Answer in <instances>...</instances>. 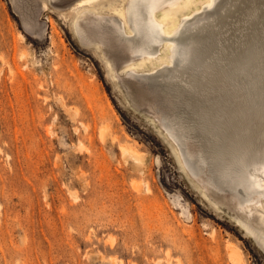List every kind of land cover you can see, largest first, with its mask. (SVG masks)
<instances>
[{
    "label": "rangeland",
    "instance_id": "obj_1",
    "mask_svg": "<svg viewBox=\"0 0 264 264\" xmlns=\"http://www.w3.org/2000/svg\"><path fill=\"white\" fill-rule=\"evenodd\" d=\"M76 1L0 0V264H233L227 242L264 264L239 222L264 203V0H198L130 74L131 0L88 4L121 22L115 72Z\"/></svg>",
    "mask_w": 264,
    "mask_h": 264
},
{
    "label": "bare ground",
    "instance_id": "obj_2",
    "mask_svg": "<svg viewBox=\"0 0 264 264\" xmlns=\"http://www.w3.org/2000/svg\"><path fill=\"white\" fill-rule=\"evenodd\" d=\"M89 2H91V0H77L75 2L76 5H79V9L74 14L75 17L73 20L75 31L81 38L85 39L88 44H94L97 48L101 49L106 59L107 67L115 72L114 63L109 58L106 51L102 49L101 45H108L111 47L114 43L122 41L119 34L122 29L121 22L112 19V26L106 25L102 28L101 23L98 22V13L105 10L91 7L88 5ZM197 2L198 0H173L169 2L166 0H131L127 11L125 7L120 4L112 8L110 11L118 12L122 18V24L124 27H128V31L124 28L126 32H131L133 30L137 33H143L144 36V41L139 46L128 45L127 42H125V45L122 43L118 44L119 49L121 47L123 49L126 48L128 52L139 56L138 59H129L123 62L120 70L123 73L130 74L143 69L148 64L154 66L163 63L166 60V55H159L161 54V52L159 53V49L164 50V53H166L174 43L173 40H166L165 36H169L170 30L175 27L178 16L190 10ZM45 8L47 9V6ZM125 12H129V18L126 17ZM129 23L132 24V30L129 28ZM152 43L157 44L158 48H155ZM155 50L158 51V55L155 53ZM119 149L122 154L130 155L136 162L143 163L144 159L137 155V151L134 148L119 145ZM252 184L255 188L262 187L261 183L255 178ZM258 194L261 198L264 197V189L258 192ZM248 202L249 204H257L256 208L250 209L249 213H243L239 222L259 239L264 248V203L261 199H251ZM214 204L216 205V203ZM216 206L219 208L218 205ZM254 212H259L258 216H255ZM226 250L233 264H245L241 253L242 250L239 251L238 248L236 249L230 242H227ZM114 264L121 263L114 262ZM155 264H163V261L159 259ZM164 264H172L169 254H166ZM176 264L183 263L177 258Z\"/></svg>",
    "mask_w": 264,
    "mask_h": 264
}]
</instances>
